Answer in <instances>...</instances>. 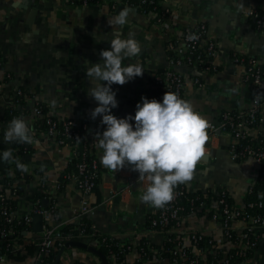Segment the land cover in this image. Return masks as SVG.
Returning a JSON list of instances; mask_svg holds the SVG:
<instances>
[{
  "label": "crops",
  "instance_id": "0c3cea01",
  "mask_svg": "<svg viewBox=\"0 0 264 264\" xmlns=\"http://www.w3.org/2000/svg\"><path fill=\"white\" fill-rule=\"evenodd\" d=\"M168 1L174 5V12L165 16L169 29L162 31L156 13L146 14L129 8L123 0H95L89 4L82 0H0V116L14 104L17 95L23 94L31 105L32 114L27 117V122L36 141L25 157L27 179L19 194L12 196L11 190L3 184L9 170L20 169L14 162H4L2 153L12 149L13 156L21 158L20 145L4 140L10 121L0 124V186L4 187L17 213L28 212L37 197H41V205L48 208L43 202L49 200L50 205L51 201L43 191L42 182L48 184L60 180L73 157L69 147L59 146L36 127L39 118L33 121L32 110L36 100L45 103L50 112L89 122L92 129L89 140L93 144L95 133H102L106 128L100 124L102 116L95 120L90 116L97 102L87 92L92 85L86 75L90 64L86 65L85 61L99 62L100 50L111 47L113 30L107 19L124 7L131 11L128 22L120 31L123 38L132 33L140 42L142 51L133 59L141 63L144 73L124 85H112L118 100V107L112 109L114 115L120 118L135 115L137 103L147 96V84L156 74L170 67L167 50L170 34L180 39L188 25L199 23L207 25L210 36L218 44V70L200 74L190 66H176L175 69L185 73L187 79L184 99L213 123H219L225 112H244L251 107L255 89L250 81L242 80L245 65L232 59L237 53H245L249 59L264 64V34L255 19L239 9L243 2L246 10L258 8L262 12L264 0H159L163 9L169 5ZM148 36L150 39H146ZM133 62L125 60V64ZM195 75L199 76L202 85L193 82ZM230 140V134L222 133L207 141L205 154L197 163L193 178L183 185L191 192L200 193L224 188L233 203L243 205L249 188L260 176L259 164L252 158L234 160L228 150ZM94 149L100 159L102 150ZM101 169L102 196L107 195L110 201L102 203V199L96 203L98 197L94 191L87 197L90 206L95 208L91 214L95 228L115 237H130L131 241L150 235L161 247L164 235L146 227L148 214L156 211L141 200L147 179L140 181L139 173L127 166L121 171H110L101 164ZM83 199L84 194L73 181L67 183L58 194L59 206L50 223L75 222ZM186 223L189 230L212 238L222 248L226 246L223 229L211 216L196 213ZM234 225L240 227L241 223ZM183 235L190 245L186 232ZM131 254L135 256V253ZM202 259L203 264H208ZM77 260L101 264L99 258L80 248L66 250L60 264H73ZM24 264H35L34 257L30 256ZM241 264H264V234L250 257Z\"/></svg>",
  "mask_w": 264,
  "mask_h": 264
},
{
  "label": "built area",
  "instance_id": "2783aa9c",
  "mask_svg": "<svg viewBox=\"0 0 264 264\" xmlns=\"http://www.w3.org/2000/svg\"><path fill=\"white\" fill-rule=\"evenodd\" d=\"M82 1L84 4H89L95 0ZM153 2L154 0H140L138 4L134 5L129 0H123L122 3L129 8H141L142 12L146 14L156 13L160 30L166 31L169 29L167 28L168 21L166 17L174 12V5L168 1L169 5H165L166 7L161 14L153 10L148 11L143 7ZM161 3L163 2L161 1ZM246 15L255 19L258 28L264 34V13L258 8H250L247 9ZM192 34L196 35L198 39L194 41L188 40V36ZM167 50L169 53L170 67L156 74L154 79L147 84V97L149 99L155 98L162 102L166 91L175 92L184 99L187 79L185 73L177 71L175 67L187 65L196 68L194 66L196 63L194 61L195 56L197 62L202 61L201 68L197 69L200 74L216 72L218 70L216 61L220 57V50L217 42L210 36L207 25L204 23L188 25L185 28L183 37L180 39L170 34ZM232 60L237 64L245 65L246 72L242 80L250 81L254 86L255 95L253 102L247 111L237 112L235 115L232 112H225L219 123L208 122V141L212 140L215 135L222 133L230 134L231 140L228 146L230 156L234 160H242L245 158L256 160L259 164V173H263L264 175V64L257 59H249L245 53L235 54ZM193 82L202 85L199 76H196ZM155 90L158 93L153 94ZM40 105L41 102L36 100L35 105L32 107L35 116L33 119L34 122L42 115ZM45 116L48 127L44 134L48 138L59 146L69 147L73 153H77L81 149L82 161L77 164V172L71 173L68 178L84 194L80 212L76 216L77 220L83 216H91L95 208L90 206L87 197L97 186L95 179L99 177L101 163L99 153L97 149H94L95 145L89 140L92 131L90 124L87 121H81L77 118L58 115L56 112L49 111ZM82 137L84 139L80 140ZM242 139L246 140L244 144L241 141ZM26 176V171L9 170L3 186L5 187L8 184L11 195L15 196L19 194L18 190H21L22 184L26 181ZM42 185L43 191L49 196L51 201L49 207L44 208L41 205V197H37L34 201V206L22 215L17 213L16 208L13 207V203L12 205L9 203L10 197L6 195L3 189L4 187L0 186V216L3 217L7 224H11L7 229L0 227V236H15L13 241L6 244L7 248H12L13 251H24L28 245L37 246L39 250L33 256L35 264H43L45 262V256L53 250L56 241L62 238L60 232L61 227L69 223L62 220H59L55 225L50 223L51 218H54L59 206L58 194L63 187L61 181H52L48 184L43 181ZM100 185L101 179L98 186ZM248 191H250V188ZM187 192L191 191L183 184L178 185L175 188V198L164 208H156V211L151 212L152 214H156V216L152 219L150 228H148L149 230L162 233L165 240L167 239V235L172 233H182V235L178 237V243L171 249H168V252L172 254L171 258H165L161 254L160 250L164 251V247L160 248L159 251L155 248L150 249L154 253L158 252V255L153 260L148 261L150 264H185V261H189V264H197L200 257L204 258V262L206 259V263H208L206 255L208 253L216 254L215 249L222 248L221 245L208 237V242L211 245H215L214 247L207 250L196 247L192 250L190 249L191 242L198 243L203 237L207 238V236L200 232L189 230V226L186 225V222L191 219V216L196 214V211H193L188 216L182 215L184 206L179 203V199L182 196H186L185 194ZM214 195L218 196L217 199H214ZM230 198L231 196L228 191L220 188L219 190H210L204 193L203 199L200 200L199 204V208L204 209L206 215L217 220L223 229V238L226 243V246L223 247L226 248V251L218 262L222 264H236L231 261L233 254H228V250H235V254L247 256L258 245L264 234V214L250 212L247 210L246 204L237 205ZM109 201L110 199L106 195L102 203H109ZM256 205L257 203H249L248 206L253 207ZM258 205L262 206L263 202L260 201ZM35 213H41L44 216L43 230L39 233L33 231V215ZM236 222L241 223V226L236 227L234 225ZM15 223L22 225V230H17L13 226ZM93 228L95 229L94 225ZM183 232H186V237L190 240V245L186 243ZM20 233L23 234V242H19ZM80 235L81 237L89 236L84 233H80ZM87 243L96 248L100 246L99 242L97 244V242L87 241ZM137 244L138 241H130L124 250L136 254ZM90 254L96 256L93 253ZM96 257L98 259V256ZM11 261L7 253H0V264H10Z\"/></svg>",
  "mask_w": 264,
  "mask_h": 264
},
{
  "label": "clouds",
  "instance_id": "9594fccd",
  "mask_svg": "<svg viewBox=\"0 0 264 264\" xmlns=\"http://www.w3.org/2000/svg\"><path fill=\"white\" fill-rule=\"evenodd\" d=\"M239 9L247 14L243 2ZM130 11L124 7L108 17L107 23L113 30L111 47L100 50L99 62L85 61L86 65L90 64L86 75L92 85L87 92L97 102L90 116L93 120L102 116L100 124L106 125L102 133H95L94 145L102 150L100 163L106 169L121 171L127 166L139 173L140 181L147 179L141 200L160 209L175 198L178 185L193 178L196 165L205 154L209 123L190 101L169 91L164 93L162 102L143 96L134 116L128 114L120 118L112 113V109L118 107L112 85H124L144 73L141 63L133 59L142 51L140 42L132 33L123 38L120 31L128 22ZM187 39L194 41L198 37L192 34ZM126 59L134 62L125 64ZM4 140L7 143L36 142L33 130L22 116L11 119ZM2 159L14 162L17 169L27 170V166L13 156L12 149L4 150Z\"/></svg>",
  "mask_w": 264,
  "mask_h": 264
},
{
  "label": "trees",
  "instance_id": "16d2710c",
  "mask_svg": "<svg viewBox=\"0 0 264 264\" xmlns=\"http://www.w3.org/2000/svg\"><path fill=\"white\" fill-rule=\"evenodd\" d=\"M130 3L136 5L140 2V0H129ZM148 11H155L159 14L163 11V6L159 2V0H154L152 4L149 5H144ZM138 10L141 11V8H138ZM262 13H264V10H262ZM194 61L196 62L194 66L196 68L194 69H200L201 68V62H197L196 56L194 57ZM254 87V86H253ZM255 89V88H254ZM158 93V91H154L153 94ZM17 95L14 100V104L12 106H9L4 110L2 115L0 116V124L1 123H7L11 121L13 117H18L22 116L24 118L30 117L32 114L31 111V105L28 104L27 101H25L24 96ZM41 108H42V115L39 118L38 127L40 131H46L47 129V123H46V114L49 113L50 108L45 104L41 103ZM232 114H236V112H232ZM84 139L83 137L80 139ZM242 143L244 144L246 140L242 139ZM20 145V153H21V158L19 160L25 164V157L28 153L31 152V144L27 143H19ZM79 152L73 153V157L68 165V167L64 170L63 174L60 177V181L63 185L61 190L64 189L65 185L69 183L71 180L68 178V176L71 173L77 172V164L78 162L82 161V154H81V149L78 150ZM101 166L99 169V177L95 179V183L97 186L94 188V193L97 195V202L100 203L103 199L102 196V189L100 188L99 183L101 179ZM259 177L257 178L256 182L251 186L250 191L246 194L244 198V204L247 205V210L250 212H256V213H262L264 214V175L263 173H259ZM27 179V176H26ZM9 185L6 184L5 188H8ZM20 190H18L19 192ZM186 196H182L179 199V203L184 206V211L182 212L183 216H188L190 215L193 211H196V213L204 215L205 211L202 208H199L200 200L203 199L204 193L200 192H187L185 194ZM217 195H214V199H217ZM43 198V197H42ZM192 200L194 201L192 203ZM231 201L232 198H230ZM262 201L263 205L259 206L258 203ZM9 203L12 205V200L9 201ZM249 203H257L256 206L250 207L248 206ZM97 205V204H96ZM13 207L15 205L13 204ZM156 214L149 213L147 217V223L146 227L150 228V223L153 218H155ZM11 224H7L3 217L0 216V227L7 229ZM93 216H83L81 219L76 220L75 222H69L65 224L64 226L61 227L60 232L62 234V238L56 241V244L54 245L53 250L45 256V262L43 264H52L55 260V257L59 251V249L65 245L68 241L72 240H81V241H89V242H94L98 244L100 243V246L98 247L102 253L105 255L106 259L108 260L109 264H150V262L153 260L158 254L152 252L150 249L155 248L159 251L160 248L164 247V251L160 250L161 254L165 258H171L172 254L168 252V249H171L174 245L178 243L179 236L182 235V233H172L170 235H167V239L164 240L163 244L161 247H159L151 238L150 235H146L141 237L138 240L137 244V250L135 256L131 254L129 251H125L124 249L127 248L129 245V242L131 241L130 237H115L109 233H104L99 231L98 229L93 228ZM13 226L18 230H22L23 226L18 225V224H13ZM80 233H84L86 237H81ZM236 235V234H234ZM210 238V237H209ZM15 239V236L9 237V236H0V253H7V255L10 257L12 260L10 264H24V262L30 257L34 256V254L39 250L37 246L35 245H28L26 246V249L23 251H13L12 248H7L6 244L10 241H13ZM105 239V240H104ZM165 239V238H164ZM19 242H23V234L20 233L19 235ZM60 242L62 243L60 245ZM190 249L196 248H202V249H210L214 247L215 245H211L208 242V237H203L201 241L198 243H195L194 241L191 242ZM213 244V243H212ZM189 249V250H190ZM86 251V250H85ZM216 254H207V262L209 264H222L218 263L219 260L224 256V252L226 251V248H216L215 249ZM192 252V251H191ZM250 251L247 256H240L238 254H235V250H228V254H233V257L231 258V261L236 264H241L245 260H247L250 255ZM146 253V254H145ZM145 254V255H144ZM193 255V253H191ZM139 256V257H138ZM138 258V259H137ZM140 258V259H139ZM198 258V257H197ZM137 259V260H136ZM73 264H87L86 262L82 260H77L74 261ZM185 264H189V261H185ZM197 264H203V259L200 257L199 262Z\"/></svg>",
  "mask_w": 264,
  "mask_h": 264
},
{
  "label": "water",
  "instance_id": "95a60500",
  "mask_svg": "<svg viewBox=\"0 0 264 264\" xmlns=\"http://www.w3.org/2000/svg\"><path fill=\"white\" fill-rule=\"evenodd\" d=\"M43 204L45 207L49 206V200H44ZM43 224H44V216L41 213H35L33 215V231L36 233L41 232L43 230ZM70 248H80L86 250L98 256L102 264H109L105 255L102 253V251L99 248H96L93 245H89L87 242L81 240L68 241L65 245H63L59 249L55 257V260L52 264H60L64 252Z\"/></svg>",
  "mask_w": 264,
  "mask_h": 264
}]
</instances>
